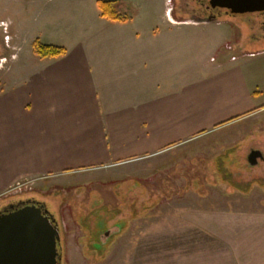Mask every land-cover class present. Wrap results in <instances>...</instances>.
<instances>
[{
    "label": "rangeland",
    "instance_id": "obj_1",
    "mask_svg": "<svg viewBox=\"0 0 264 264\" xmlns=\"http://www.w3.org/2000/svg\"><path fill=\"white\" fill-rule=\"evenodd\" d=\"M97 1L0 0V90L11 72L25 74L38 58L35 41L64 47L83 42ZM104 1L119 13V0ZM196 2L166 0V6L184 13ZM213 22L237 42L228 51L222 37L219 55L193 56L189 47L185 141L163 150L158 143L154 152L86 159L65 173L14 184L0 196V204L17 195L48 202L63 226L61 264H235L211 223L228 211L264 212V106L256 108L260 102L251 93L264 87L258 62L264 57V14H221ZM196 32L203 34L198 42ZM192 33L190 44L207 48V32ZM204 89L220 92L219 109L200 103ZM248 106L255 111L236 112ZM214 121L225 122L207 126ZM252 150L263 156L256 164L248 162Z\"/></svg>",
    "mask_w": 264,
    "mask_h": 264
},
{
    "label": "crops",
    "instance_id": "obj_2",
    "mask_svg": "<svg viewBox=\"0 0 264 264\" xmlns=\"http://www.w3.org/2000/svg\"><path fill=\"white\" fill-rule=\"evenodd\" d=\"M151 4L119 0L118 19L98 9L83 42L62 46L57 57H33L25 74L8 75L9 85L0 90V196L14 184L65 173L86 159L154 152L158 143L163 150L188 138L189 47L193 56L219 55L222 37L228 51L237 41L220 22L189 21L166 0ZM197 30L211 37L207 48L190 44ZM195 37L198 42L203 34ZM258 62L264 67V57ZM251 93L260 102L256 108L263 107L264 87ZM201 94L204 108H220L218 90ZM211 227L235 264H264V212L228 211Z\"/></svg>",
    "mask_w": 264,
    "mask_h": 264
},
{
    "label": "water",
    "instance_id": "obj_3",
    "mask_svg": "<svg viewBox=\"0 0 264 264\" xmlns=\"http://www.w3.org/2000/svg\"><path fill=\"white\" fill-rule=\"evenodd\" d=\"M212 8H225L235 15L264 11V0H207ZM207 21V20H203ZM262 154L252 150L248 162L256 164ZM35 205L0 214V264H58L60 230Z\"/></svg>",
    "mask_w": 264,
    "mask_h": 264
},
{
    "label": "flooded vegetation",
    "instance_id": "obj_4",
    "mask_svg": "<svg viewBox=\"0 0 264 264\" xmlns=\"http://www.w3.org/2000/svg\"><path fill=\"white\" fill-rule=\"evenodd\" d=\"M196 1L198 3L196 2L197 4L195 7H192L190 10L184 9L185 11H184L183 16L187 17L189 19V21L203 22V20H207L204 22H213L214 20H217L221 16V14L225 15L226 17H228V16L230 17V16L235 15L233 13H230L225 8H212L211 6L208 5L207 0H196ZM259 12L264 14V11H259ZM52 194L53 193L51 192V193H49V194L47 193L45 195H52ZM61 195L62 194H57V196H60V198L62 197ZM25 205H35L37 207H40L43 211L47 209L48 212L45 213V215L48 216V218L50 219V222L53 225H57L59 227L60 233L62 232L63 226H62L60 216L58 219V215L53 213V211L51 212L50 206L45 199L34 196V195H30V196H24V195L18 196L17 195V197L14 199L10 198L6 202H2L0 204V214L4 213V212H9V211L15 210V209L23 207ZM104 233L108 234V232L106 230L104 231ZM60 244L61 243L59 242V245H58L59 251H61V245ZM61 254H62V251H61ZM58 264H61V263L59 262Z\"/></svg>",
    "mask_w": 264,
    "mask_h": 264
},
{
    "label": "trees",
    "instance_id": "obj_5",
    "mask_svg": "<svg viewBox=\"0 0 264 264\" xmlns=\"http://www.w3.org/2000/svg\"><path fill=\"white\" fill-rule=\"evenodd\" d=\"M98 7L101 11V15L109 19H118L119 16L115 11V7L111 5V2L98 0ZM34 53L40 57H57L65 52V48L62 46L42 44L38 41L33 43Z\"/></svg>",
    "mask_w": 264,
    "mask_h": 264
}]
</instances>
